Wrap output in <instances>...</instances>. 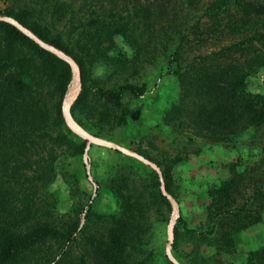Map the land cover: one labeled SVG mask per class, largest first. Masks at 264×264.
Listing matches in <instances>:
<instances>
[{
	"label": "trees",
	"instance_id": "obj_1",
	"mask_svg": "<svg viewBox=\"0 0 264 264\" xmlns=\"http://www.w3.org/2000/svg\"><path fill=\"white\" fill-rule=\"evenodd\" d=\"M0 15L72 60L78 126L159 168L178 203L170 251L180 264H264V245L239 252L242 232L264 223V89L247 88L264 70V0H0ZM72 83L67 61L0 20V264H172L155 248L171 207L149 166L95 146L112 157L101 176L90 162L95 196L80 202L85 140L61 113ZM161 88L170 95L147 131L116 137ZM213 148L231 158L205 200L190 198L201 209L189 222L174 168ZM57 177L71 199L64 212ZM102 191L112 208L99 209Z\"/></svg>",
	"mask_w": 264,
	"mask_h": 264
},
{
	"label": "rangeland",
	"instance_id": "obj_2",
	"mask_svg": "<svg viewBox=\"0 0 264 264\" xmlns=\"http://www.w3.org/2000/svg\"><path fill=\"white\" fill-rule=\"evenodd\" d=\"M247 88L251 91H260V90L264 89V70H259L255 75L249 77L248 82H247ZM162 90L165 92H163L162 94H160V92H159V94L156 95V99H154L152 97L153 96L152 93H149L148 95L146 93L145 96H143L139 100V104H140L141 109L144 113L143 116L139 119L140 121L139 120L136 121L127 131L125 130V131L119 132L118 135H116V137H118L120 140H122L124 142H127L130 139V134L135 132L137 129L140 130V132H142V133L144 131H147V122L151 121L150 120L151 115H149L150 110H152L153 108H157V107L162 106L164 98H166V99L169 98L170 92L167 91L168 89L167 88H165V89L161 88V91ZM104 140H107V139H104ZM107 141L114 143L115 145H117L119 147L130 150L126 146L117 143V139L116 140H107ZM91 145L94 147H91ZM95 146H98V147L101 146V147H105V148L114 149V148L107 147V146L90 144L88 146L85 154L82 155V162H83L84 168L87 170L88 174L86 175V178H82L80 180V185L85 190V195L81 196L80 202H83L86 199V196L88 194L90 195V197L95 196V191H94V186H93V178H92V175L95 174V171H94V173H93V171L91 173L90 162H93L95 164L94 170L96 169L97 176H101L102 170L105 169V167H104L105 164L109 163V159H110L109 157H112L111 152L105 153L103 150L96 148ZM131 151H133V150H131ZM125 155H127V154H125ZM128 156H130V155H128ZM230 156H231V153L225 154L222 150L213 148L212 150H204L200 154H197V155H190L186 161L179 163L174 168V173H175L176 177L181 180L182 186L185 187V189L181 195L180 204H182L184 214L189 219V222H195L199 218L200 212H198V211L201 209L200 208L198 211L191 210L190 209L191 208L190 198L192 196H196L197 194L200 193L202 196L201 200L202 199L205 200V198L203 197L202 194H203V189L205 188V184H206L207 180H209L210 178H214L213 176L216 174L215 173L216 168H219L218 169L220 171V173H218L219 175L225 174L224 168H220L218 166L220 164H218V163L222 162L224 160H228L229 158H231ZM133 158H135V157H133ZM140 162H142V161H140ZM143 164H145V163H143ZM145 165H147V164H145ZM88 175L90 178H88ZM51 188L56 192L57 197H58V205H57L58 211L64 212L65 210L68 209V207L71 204V199L69 198L68 189L66 188L65 183L62 182L59 177H57V179L53 182ZM172 199L174 200V202L177 206V216H178L179 215L178 203L175 201L174 198H172ZM198 202H200V200ZM112 205H113V200L110 197L109 193L107 191H102V193L100 194V201L98 203L99 209H103V210L110 209V208H112ZM170 207H171V203H170ZM81 215H83V213ZM170 215H171V211H170L169 217H170ZM81 218H82V216H81ZM81 218H80V220H81ZM167 224H168V222H167ZM167 224L165 226H160L159 228H157L156 233H155V239L158 242V243L155 242V246L157 245L155 247L156 251L158 253H161V251L163 250V253L165 256H166L165 247L167 245ZM172 237H173V228H172ZM239 239H241L240 241L246 240V244L248 245V246L245 245L244 249L243 248L239 249V252H240V250L241 251H247L248 249H253V248H256L260 245H264V237H263V239H261V241H259L257 239H253V241H251L249 238L243 239V235H241ZM244 243H245V241H244ZM170 248H171V244H170ZM170 253H171V251H170Z\"/></svg>",
	"mask_w": 264,
	"mask_h": 264
},
{
	"label": "water",
	"instance_id": "obj_3",
	"mask_svg": "<svg viewBox=\"0 0 264 264\" xmlns=\"http://www.w3.org/2000/svg\"><path fill=\"white\" fill-rule=\"evenodd\" d=\"M0 20H3L5 22L10 23L11 25H13L14 27H16L18 30H20L23 34H25L26 36H28L30 39H32L34 42H36L39 46L49 50L50 52L54 53L55 55H57L58 57L64 59L65 61L68 62V64L70 65V68L73 71V83L71 84L70 88L67 90V92L65 93L62 102H61V113H62V117L64 119L65 124L67 125V127L73 132L75 133L77 136H79L80 138H82L83 140H85V147H84V152L83 155L85 154L88 146L90 144H96V145H102V146H107V147H111L114 149L119 150L120 152L130 155L132 157H135L136 159L142 161L143 163L147 164L148 166H150L158 175L159 178V182H160V190L162 192L163 195L166 196V198L168 199V201L171 203V215L169 217V221L167 224V245L165 247V254L167 259L172 263V264H179L175 258L172 256V254L170 253V244L172 242V228H173V224L174 221L177 217V206L174 202V200L164 191L163 189V183H162V178L159 172L158 167H156V165L152 162H150L149 160L145 159L144 157H142L141 155L119 147L117 145H115L114 143H111L107 140H104L102 138L93 136L91 134H89L88 132H86L85 130H83L80 126H78L73 119L70 116L69 113V106L72 103V101L75 99L78 90H79V79H78V73H77V69L74 65V63L72 62V60L67 57L66 55H64L62 52H60L59 50L41 42L36 36H34L29 30H27L25 27H23L22 25H20L18 22H16L13 18L11 17H7V16H1L0 15ZM86 173L88 174L87 170ZM88 178L89 175H88ZM94 186V184H93ZM83 218H81L80 223H82Z\"/></svg>",
	"mask_w": 264,
	"mask_h": 264
},
{
	"label": "crops",
	"instance_id": "obj_4",
	"mask_svg": "<svg viewBox=\"0 0 264 264\" xmlns=\"http://www.w3.org/2000/svg\"><path fill=\"white\" fill-rule=\"evenodd\" d=\"M242 235H243V239L249 238L251 241H253V239H257V240L261 241V239H263V237H264V223L257 224L255 226L243 231ZM244 241H245V243H244ZM244 241H241V243L239 244L240 249H242V248L244 249V246L247 245L246 240H244ZM248 250H250V249H248Z\"/></svg>",
	"mask_w": 264,
	"mask_h": 264
}]
</instances>
